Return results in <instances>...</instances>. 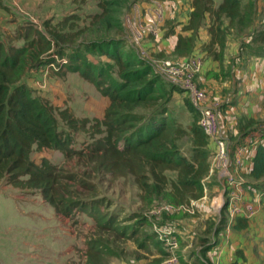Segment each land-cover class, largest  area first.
Here are the masks:
<instances>
[{"label": "rangeland", "instance_id": "rangeland-1", "mask_svg": "<svg viewBox=\"0 0 264 264\" xmlns=\"http://www.w3.org/2000/svg\"><path fill=\"white\" fill-rule=\"evenodd\" d=\"M139 1L136 4L140 5L143 23L150 27L151 19L146 20L147 12L143 8V5L150 8V0ZM159 1L179 2L183 4L182 9L176 15L171 13L167 16L166 12L168 19L159 27L157 34L146 31L142 48L132 41L130 25L127 23L136 14V10L133 11L135 4L131 5L134 0H131L128 5L131 10L129 8L121 16L127 30L124 29L122 33L111 31L107 35L88 31L74 35L72 41L57 40L52 50L43 57L55 52L68 55L80 49L85 55L83 64L88 62L98 68H105L116 80H120L112 60L85 52L83 46L104 36L122 42L124 52H134L152 66L154 74L149 78L159 80L163 96L159 105H166L167 118L186 131L178 145L180 153L188 159L194 149L190 134L194 115L188 109V103H191L188 85L205 91L209 102L218 104L219 126L220 119L223 126L220 127V135L232 150L253 134L261 135L259 138L264 136V105L257 113V120L233 114L235 118L227 113L231 111L228 108L230 105L233 110L236 109V94L233 99L234 91L239 87V82L235 83L236 74L241 73L242 69H235L233 74L232 65L228 63L227 68H219L216 77L208 74L209 79L216 78L218 83L223 84L220 93L213 91V88L208 89L199 80L205 59L202 52L207 53V44H199L204 35L200 33L202 30L208 32V26L198 32L195 47L188 57L175 55V46L174 50L171 49L170 38L177 32L182 33L188 23L192 0ZM216 2L219 4L220 0ZM99 11L97 0H0V42L7 46L22 47L25 42L18 37L19 33L28 32L34 36L39 29L49 36V32L61 30L60 24L66 19H72L69 23L74 24V30L64 29L63 32L72 31L75 34L89 26L90 17ZM148 16L152 18L150 14ZM262 29H254V32ZM242 36L238 30H230L227 41L231 39L238 43ZM246 41L250 43L251 38ZM249 43L241 45L242 52H247ZM215 50L218 52V48ZM207 56L214 59L208 53ZM55 60V64L36 66L23 78L22 83L31 88L34 96L43 103L56 109L69 108L76 117L90 119V124L94 120L102 121L110 105L109 98L81 74L59 66H67V58L55 56ZM166 62H171L173 68L178 70L186 68L178 78V82L182 83L167 77L168 72L163 71ZM190 66L193 70L187 71ZM240 67L243 68V64ZM249 102L246 99V103L241 106L251 112L254 106ZM154 110L141 107L134 113L147 119ZM196 116L201 120V114L197 112ZM145 121L138 126H142ZM231 126L238 129L241 135L229 139L226 133L229 134ZM135 130H130V133ZM70 134L68 156L51 149L32 155L36 164L40 165L46 159L58 170L61 181L57 196L60 193L62 197L59 211L40 190H21L7 181L0 183V264H264V178L254 180L250 177L251 170L247 168L235 170V177L241 186L238 192L230 189L213 170L215 155L210 139V172L202 180L203 196L177 205L169 196V188L159 190L156 186L149 193L141 188L138 177L147 176L155 185L146 160L133 161L139 176L131 169L107 172L99 160L101 152L95 151L105 134H95L92 129ZM122 144L123 141H118L117 147L122 149ZM165 175L167 179L176 178L172 171H166ZM232 189L243 202H249L256 208V214L252 217H232L226 211ZM219 199L223 201L221 209L217 207ZM239 218L252 223L248 231H235L234 226ZM256 247L259 248V257L254 254Z\"/></svg>", "mask_w": 264, "mask_h": 264}, {"label": "trees", "instance_id": "trees-1", "mask_svg": "<svg viewBox=\"0 0 264 264\" xmlns=\"http://www.w3.org/2000/svg\"><path fill=\"white\" fill-rule=\"evenodd\" d=\"M130 1L97 0L100 11L90 17L89 26L75 34L72 32L74 24L69 23L72 19H66L60 24L61 30L49 32L50 37L47 32L39 29L34 36L28 32L19 33L18 37L25 42L22 47L7 46L0 42V183L7 181L9 185L21 190H40L59 211L62 197L60 193L57 196L61 181L58 170L46 159L40 165L36 164L32 155L34 152L51 149L68 156L72 136L70 132L92 129L95 134H105L95 151L101 152L99 160L107 172L131 169L139 176L133 161L146 160L155 181L153 185L147 176L138 177L146 193L156 186L159 190L169 188V196L177 205L202 198V180L210 172L209 138L199 124L197 111L188 103V109L194 115L190 128L194 149L190 159L180 153L178 141L186 131L167 118L166 105H159L162 91L159 80L149 78L154 72L147 61L134 52H124L122 42L106 39L105 36L84 44L83 48L85 52L112 60L120 80H116L105 68H98L88 62L83 64L85 55L80 49L68 55L55 52L43 57L52 50L57 40L72 41L76 34L88 31L99 35H107L111 31L122 33L126 27L121 16L130 8ZM139 2L134 0L131 5ZM191 6L188 23L177 37L175 55L188 57L192 54L198 32L208 26L211 41L205 49L215 60L223 62L227 36L230 30L235 29L241 35L251 38L246 47L253 54L264 57V29L257 32L253 29L257 15L256 0H220L219 4L216 0H192ZM64 29L72 31L63 32ZM251 30L254 33H250ZM55 56L67 58V66H59L81 74L109 98L110 105L102 121L94 120L90 124V119L76 117L69 108L56 109L43 103L34 96L31 88L22 83L23 78L36 66L55 64ZM141 107L155 110L146 119L134 113ZM142 121L145 123L138 126ZM132 123L135 126L129 125ZM118 141L124 142L122 149L117 147ZM166 171L174 172L176 178L167 179ZM250 177L256 181L264 178V143L256 150ZM246 221L245 218H239L235 229L245 228Z\"/></svg>", "mask_w": 264, "mask_h": 264}, {"label": "built area", "instance_id": "built-area-1", "mask_svg": "<svg viewBox=\"0 0 264 264\" xmlns=\"http://www.w3.org/2000/svg\"><path fill=\"white\" fill-rule=\"evenodd\" d=\"M150 8H144L147 10V14L152 17V25L150 27L144 25L141 14L140 5L135 4L133 11L136 10L134 19L130 18L127 22L130 27V33L132 41L140 48H142L143 41L146 37V31L157 34L159 27L165 24L167 21L166 8L164 4L159 0H150L148 3ZM163 71L168 72L167 77L174 82H178V78L184 73L186 68L175 69L171 62L164 64ZM193 70L190 66L187 71ZM188 90L191 92V104L194 109L201 114V120L199 122L202 129L206 132L208 138L213 143L214 147V166L213 170L217 172L219 178L226 182L227 186L236 189L238 192L239 184L235 177L234 171L244 166V162L248 156L249 149L254 145H261L264 143V136L253 134L249 139H246L242 144L233 148L228 142L220 135V126L218 120V104L210 103L207 93L198 89L194 85H188ZM231 192L230 201L227 204L226 211L232 216L252 217L256 214L257 210L252 205H246L242 201V198L236 196V191ZM223 202V201H222ZM223 205L220 207V209Z\"/></svg>", "mask_w": 264, "mask_h": 264}, {"label": "crops", "instance_id": "crops-1", "mask_svg": "<svg viewBox=\"0 0 264 264\" xmlns=\"http://www.w3.org/2000/svg\"><path fill=\"white\" fill-rule=\"evenodd\" d=\"M163 4L166 8L167 16H169V14L171 13H173V15H176V13H180L179 10L182 9V5H183L179 2H170V1L163 2ZM256 6H257V15H256V21H255L253 29L264 28V0H256ZM143 8H145L144 5H143ZM184 10H186V8ZM191 12H192V9H191ZM145 16H146L147 21L150 19L152 21V18H150L147 13L145 14ZM151 21L149 23H151ZM182 21H185V19H183ZM178 34L180 33L177 32L174 36L170 38L172 50H174V46H176ZM200 34H204L205 36L202 35L203 40L200 41L199 44L208 45L211 40L210 37L208 36V32L206 30H202V33ZM248 39L249 38L242 36L238 40V43L233 42V40L229 39L227 41L222 63L217 60L212 59L211 57H208L206 52H202V55L205 56V59H203L202 72L200 74L199 80L202 81L208 89L213 88L212 89L213 91L220 93V90L222 89L223 84L218 83L216 78L209 79L210 76L208 77V74H214V77H216L215 73L219 72V68L220 67L227 68L228 65L230 66L232 65L233 74L236 71L235 69H238V71L242 69L241 73L237 72L236 74L235 83H237V81L239 82L238 84L239 87L238 88L236 87V90L234 91V95H233V99L235 97V94L237 96V98H235V102H236L235 108L236 109L233 110L232 106L230 105L228 108H231V111L228 110L227 113L231 117H235V115L233 114H237L238 117L244 116L250 120H257L258 118L257 113L261 111L264 105V57H260V56L253 54L250 49H248L246 53L241 51L242 43L243 42L249 43L248 41H246ZM162 46L165 47V44H163ZM165 48H168V46H166ZM172 50H170V52H172ZM241 64H243V68L240 67ZM236 65H238V67ZM247 96L250 98L248 99ZM246 99L247 101H250L251 104H253L254 106L251 112L243 109V107L241 106V104L246 103ZM220 125H221L220 127L222 128L223 126H222L221 119H220ZM231 127L229 128L230 129L229 134L226 133L229 139L231 138V136L241 135L238 129H234L233 127L232 128ZM258 147H259L258 145H254L249 149L248 156L244 162V166L240 169L247 168L251 170L252 165H253V159L255 157L256 150ZM244 204L250 205L249 202H244ZM221 206H222V201L221 199H219L217 200V207L220 208ZM246 223L247 225L245 228H242L240 230L235 229V231L241 232V233L248 231L249 227L252 226L251 225L252 223H250L249 221H246ZM237 224L238 222L236 223V225ZM258 250L259 248L257 247L254 248V254L256 253L257 256L259 257L260 255H259ZM242 256L244 257L243 254Z\"/></svg>", "mask_w": 264, "mask_h": 264}]
</instances>
